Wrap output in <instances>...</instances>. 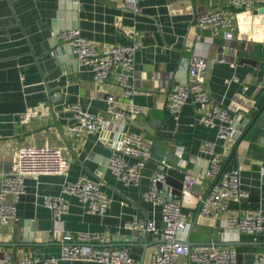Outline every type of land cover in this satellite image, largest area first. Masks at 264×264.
Instances as JSON below:
<instances>
[{
    "label": "crops",
    "instance_id": "obj_1",
    "mask_svg": "<svg viewBox=\"0 0 264 264\" xmlns=\"http://www.w3.org/2000/svg\"><path fill=\"white\" fill-rule=\"evenodd\" d=\"M139 7L136 14L122 0H0V173L9 172L18 150L29 145L61 149L70 165L67 177H29L26 193L10 197L18 220L0 223V261L6 256L16 261L26 256L59 257L63 235L86 233L106 235L112 248L128 249L134 260L151 264L162 235L126 226L139 220L154 221L162 228L160 206L142 199L161 160L170 165L168 183L176 192L186 173L198 179L192 204L184 208L192 227L189 246L232 245L238 264H254L264 255V232L252 237L227 228L228 217L235 211H264V7L246 11L223 0H139ZM207 10L235 16L233 42L228 44L221 37L209 44L206 39L197 40L201 34L197 19ZM74 17L75 30L99 51L115 44L137 45L136 94L131 99L122 95L116 74L96 83L58 40L59 32L68 31H60L61 26ZM209 35L203 32V37ZM195 55L207 57L206 89L211 99L230 112L233 129H247L240 141L221 140L217 130L197 124L199 107L194 103L185 106L178 119L168 113L170 87L187 82L188 64ZM222 58L225 63L220 62ZM110 96L119 109H127L132 102L150 108L148 115L136 117L128 126L129 132L142 135L153 149V160L139 186L126 185L108 168L121 134L75 138L68 132L75 115L66 107L79 105L91 115L106 118ZM207 144L221 154L222 172L242 167L241 188L249 194L241 204L230 203L217 218L202 216L194 200L207 195L218 181L205 176L211 159L203 151ZM81 177L99 184L109 197L107 214H90L77 197L67 195L68 212L61 223H54L44 198L60 196L67 182ZM54 229L60 230V236L53 240ZM181 261L191 264L188 259Z\"/></svg>",
    "mask_w": 264,
    "mask_h": 264
},
{
    "label": "built area",
    "instance_id": "obj_2",
    "mask_svg": "<svg viewBox=\"0 0 264 264\" xmlns=\"http://www.w3.org/2000/svg\"><path fill=\"white\" fill-rule=\"evenodd\" d=\"M229 7L252 11L255 7H264V0H223ZM123 6L140 12L139 0H122ZM124 33L130 30L118 26ZM201 34L197 40L214 43L222 38L228 44L235 40V16L218 10H207L202 13L196 23ZM208 31L209 36L203 37ZM58 40L71 47L77 56L78 63L93 75L96 83H102L113 74L117 75L122 95L131 99L136 94L134 85L135 55L137 45L115 44L99 51L95 44L81 35L79 30H68L57 35ZM206 55H195L189 61L187 83H174L167 95L166 109L178 119L183 108L194 103L199 107L196 123L215 129L218 138L229 141L233 139V120L230 112L219 103L214 102L206 89L207 59ZM225 63V59L220 60ZM108 117L94 116L84 111L79 105L68 106L66 112L75 115V122L68 127V132L75 138L85 134H101L113 132L121 134L119 148L109 160L110 172L126 185L139 186L147 165L153 160L151 143L142 135L129 132L128 126L141 115H148L150 108L131 103L127 109H119L116 100L110 96ZM203 151L211 155L207 178H218L207 195H197L194 200L200 205V213L205 217L217 218L227 211L230 203L241 204L249 194L241 188L242 167L229 172H222L221 154L207 144ZM180 153V152H178ZM180 155V154H179ZM185 164V162H182ZM70 165L61 149L47 145L23 146L7 173H0V223L9 224L17 221L16 205L9 201L10 197L18 198L26 193V180L29 177L56 175L67 177ZM166 160L157 163V170L150 178V187L142 193V199L160 206L162 211V228L154 221L134 220L127 224L132 231L161 234L162 241L158 245L151 264H184L188 259L191 264H238V252L234 246L222 243L199 244L189 246L191 223L184 208L192 204V191L197 184V177L186 173L180 192L168 183ZM77 197L90 214L104 216L110 208V199L99 184L81 177L76 182H67L58 197L44 198V205L52 213L54 223H61L68 212L65 196ZM187 200V201H186ZM227 228L239 234L257 236L264 232V211L245 210L231 213L227 220ZM60 230L54 229L52 238L57 239ZM61 253L59 257L38 259L29 256L14 260L6 256L0 264H60L61 262H84L97 264H141L134 260L128 249H114L106 235L80 233L65 234L61 237ZM254 264H264V255L258 256Z\"/></svg>",
    "mask_w": 264,
    "mask_h": 264
},
{
    "label": "water",
    "instance_id": "obj_3",
    "mask_svg": "<svg viewBox=\"0 0 264 264\" xmlns=\"http://www.w3.org/2000/svg\"><path fill=\"white\" fill-rule=\"evenodd\" d=\"M74 8H77V6L75 5ZM77 20H78V18H77ZM61 27L62 28L60 29V31H62V30H75L76 28H78V22L76 21V19L74 17V21L73 22H71V23H65V25H63ZM64 48H67V50H70V52L73 53V49L71 47H69V46L66 45V46H64ZM73 57L77 59V56L75 54H74ZM249 124H250V122H249ZM246 130H247L246 128L245 129H241L240 127H235L234 128L233 139H236L237 141H240L242 139L243 135L245 134ZM113 134H114L113 132H103V133H101V136L102 137H105V138H109Z\"/></svg>",
    "mask_w": 264,
    "mask_h": 264
}]
</instances>
